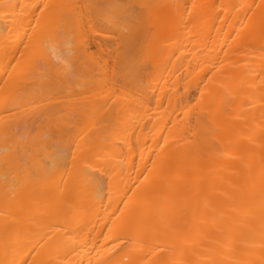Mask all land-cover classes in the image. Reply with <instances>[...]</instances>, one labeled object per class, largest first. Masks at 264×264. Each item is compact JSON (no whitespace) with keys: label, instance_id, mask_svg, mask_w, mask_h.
<instances>
[{"label":"bare ground","instance_id":"1","mask_svg":"<svg viewBox=\"0 0 264 264\" xmlns=\"http://www.w3.org/2000/svg\"><path fill=\"white\" fill-rule=\"evenodd\" d=\"M0 264H264V0H0Z\"/></svg>","mask_w":264,"mask_h":264}]
</instances>
